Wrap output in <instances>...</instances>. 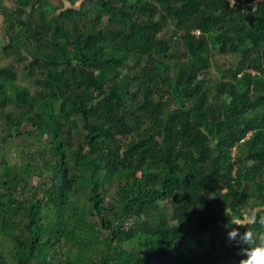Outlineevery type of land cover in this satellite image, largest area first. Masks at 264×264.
<instances>
[{
  "label": "trees",
  "instance_id": "obj_1",
  "mask_svg": "<svg viewBox=\"0 0 264 264\" xmlns=\"http://www.w3.org/2000/svg\"><path fill=\"white\" fill-rule=\"evenodd\" d=\"M67 1L53 31L24 33L38 49L25 76L43 90L0 69V264H219L226 207L264 233V0L247 13L229 0H97L119 6L104 25L93 0ZM35 4L18 0L15 14ZM13 18L6 33L19 46ZM167 18L187 27L158 37ZM194 30L238 56L216 81ZM178 46L191 65L169 60ZM24 124L38 141L21 167L2 154L29 144Z\"/></svg>",
  "mask_w": 264,
  "mask_h": 264
},
{
  "label": "rangeland",
  "instance_id": "obj_2",
  "mask_svg": "<svg viewBox=\"0 0 264 264\" xmlns=\"http://www.w3.org/2000/svg\"><path fill=\"white\" fill-rule=\"evenodd\" d=\"M18 0H0V69L4 70L2 73V77L13 79V82L16 87L20 89H28L32 94H34L36 91L43 90L41 87H37L36 83L28 80L25 76V68L28 65L27 55H35L38 51L36 47L30 48V42L26 41L24 42V33L29 27L34 26H41L45 31L51 30L53 31L56 27L57 23V16L59 13H61L64 8L68 7L70 8L72 5L67 0H32L33 2L36 1V4L34 5L33 9L29 7L27 9V13H25L22 17H19L15 14L16 9V2ZM131 2H146L148 0H126ZM111 6H104L103 8H100L97 6V0H93V8L95 7V11L99 17H101V23L104 25L106 22H108L109 19H111L113 16L119 15L117 13V8L119 7L117 3H112ZM251 1L249 0H229V9H233V11L239 10L240 12L247 13L248 7L251 5ZM90 7V6H89ZM233 7V8H232ZM78 10V9H77ZM94 11V10H93ZM93 11L91 12V16L94 14ZM238 11V12H239ZM6 14L8 15H14L13 22L15 24L16 31H13L14 35H17L20 38V44L19 46H14L11 41H9L8 33H6ZM86 16L87 18L90 17ZM84 16V15H83ZM160 16V11H157L156 18ZM75 18V22L81 23L83 21V17H81V13L76 12L73 16ZM24 23L25 26L22 27L21 23ZM174 21L170 19H166L165 23L162 25L161 30L158 32V37H164L167 38L173 31L178 29H183L184 27H187V23H183L181 26L174 25ZM72 26V25H71ZM182 37L184 34L183 32L179 33ZM195 36L196 38L199 37L200 41L197 43V47L194 50L196 53L195 55H199L202 58H206L207 62L210 66L209 70L206 73V77L210 79V81H216L219 77H221L220 73L224 72L228 69H232L234 66V63L238 59V56L233 53L231 55L229 52L226 53H216L214 49L212 48L211 43V34H202L198 30H194L192 32V36ZM190 36V35H185ZM183 38V37H182ZM8 44V45H7ZM46 49L43 50L45 52L54 53V47L52 44H46ZM9 47V48H8ZM19 48V49H18ZM175 55L171 56L169 60L173 61H179L180 63H185L188 65H191V63L195 60L194 56L190 53L189 50L186 48L183 49V47L177 48L174 52ZM131 62L129 63V65ZM143 64V61L142 63ZM7 71V73H5ZM38 74L35 72V76ZM1 77V76H0ZM4 110L7 112V109L4 108ZM8 110H11L8 108ZM3 119V118H2ZM0 122L3 124L4 121L0 120ZM20 131H24V133H32L31 138L29 139V144L27 146H19L23 144V141L20 143L18 142H9L5 145V150L2 154L5 155L6 160L9 162V164H18L21 167H24L27 162L28 156H32L33 154L36 155L37 153V147L34 145L38 141V139H34L37 132L34 131V127L30 126L28 124H24ZM232 155L236 154L235 148L231 149ZM33 155V156H34ZM27 159V160H26ZM33 164L34 162L31 161ZM38 163V162H37ZM40 165V168H33L32 179H31V185L34 186L36 184V181L40 179L39 173L43 172L42 163H38ZM44 176L49 175V170L44 171ZM42 179V178H41ZM252 200H249L250 207L253 205ZM252 209V208H251ZM259 210V209H258ZM258 210H255L253 214L257 213ZM262 211H264L262 209ZM246 213H250V211H246ZM264 216V215H262ZM245 219L251 220V215L246 214ZM154 223L156 222V219H153ZM233 241H229L227 236H224L221 238L218 242V248L225 249L229 248L230 252L226 254L220 261L221 264H239V258L241 257L239 255L240 250H236L235 247L232 244ZM235 250L234 252L232 251Z\"/></svg>",
  "mask_w": 264,
  "mask_h": 264
},
{
  "label": "clouds",
  "instance_id": "obj_3",
  "mask_svg": "<svg viewBox=\"0 0 264 264\" xmlns=\"http://www.w3.org/2000/svg\"><path fill=\"white\" fill-rule=\"evenodd\" d=\"M224 214L230 218L224 225L228 229V240L246 245L239 251L241 256L239 264H264V233H255L248 227L254 220L235 218L227 207ZM258 222L264 224V216H261ZM241 227L247 230L241 233L239 230Z\"/></svg>",
  "mask_w": 264,
  "mask_h": 264
}]
</instances>
